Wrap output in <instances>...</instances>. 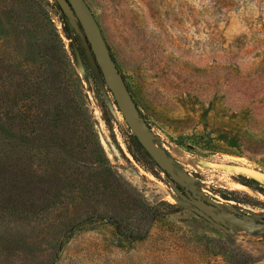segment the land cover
<instances>
[{
	"label": "rangeland",
	"instance_id": "obj_1",
	"mask_svg": "<svg viewBox=\"0 0 264 264\" xmlns=\"http://www.w3.org/2000/svg\"><path fill=\"white\" fill-rule=\"evenodd\" d=\"M84 1L174 171L216 214L264 218V182L229 160L264 174V0ZM186 189L128 127L79 23L0 0V264H264V225L224 231Z\"/></svg>",
	"mask_w": 264,
	"mask_h": 264
},
{
	"label": "water",
	"instance_id": "obj_2",
	"mask_svg": "<svg viewBox=\"0 0 264 264\" xmlns=\"http://www.w3.org/2000/svg\"><path fill=\"white\" fill-rule=\"evenodd\" d=\"M54 1L58 4L61 11L69 19L72 25L76 26V23H79L82 28L85 38L89 43L90 51L100 69L104 82L112 93L121 115L140 145L156 163V165L163 171L169 184H179L182 187L187 188L186 194L179 195V197L192 206L191 210L195 214L224 231H228L232 228V226H237L246 231H253L261 228L264 225V218H259L257 221H254L252 217L247 215L237 216L231 212L216 214L214 212L216 204L206 202L196 194L195 187L192 184V178L181 171H174L172 160L163 149L155 144L154 135L150 131L147 123L140 116L139 109L129 93L121 74L118 72L96 20L85 1ZM207 165L210 167H222L221 164L211 162H208ZM232 168L235 171H240L256 180L264 182V174L259 171L242 166H232ZM226 221L228 223H226Z\"/></svg>",
	"mask_w": 264,
	"mask_h": 264
},
{
	"label": "bare ground",
	"instance_id": "obj_3",
	"mask_svg": "<svg viewBox=\"0 0 264 264\" xmlns=\"http://www.w3.org/2000/svg\"><path fill=\"white\" fill-rule=\"evenodd\" d=\"M226 159V158H225ZM229 160L231 161H237V162H239V164H241L242 166H244V163L245 162H243V159L241 160V159H236V158H229ZM245 161V160H244ZM235 163V162H234ZM245 165H246V163H245ZM233 186V185H232ZM233 188H235V189H241V188H243V186H241V185H239V184H234V186H233ZM168 201L170 202V203H176L177 201L176 200H174L173 198H171V197H169L168 198Z\"/></svg>",
	"mask_w": 264,
	"mask_h": 264
},
{
	"label": "trees",
	"instance_id": "obj_4",
	"mask_svg": "<svg viewBox=\"0 0 264 264\" xmlns=\"http://www.w3.org/2000/svg\"><path fill=\"white\" fill-rule=\"evenodd\" d=\"M86 39V38H85ZM86 42H87V39H86ZM87 44H88V46H89V43L87 42ZM89 49H90V46H89ZM93 55V54H92ZM94 57V56H93ZM99 71H100V69H99ZM101 73V72H100Z\"/></svg>",
	"mask_w": 264,
	"mask_h": 264
},
{
	"label": "flooded vegetation",
	"instance_id": "obj_5",
	"mask_svg": "<svg viewBox=\"0 0 264 264\" xmlns=\"http://www.w3.org/2000/svg\"><path fill=\"white\" fill-rule=\"evenodd\" d=\"M185 194H186V191H185Z\"/></svg>",
	"mask_w": 264,
	"mask_h": 264
}]
</instances>
